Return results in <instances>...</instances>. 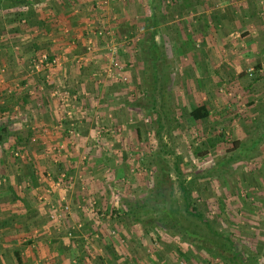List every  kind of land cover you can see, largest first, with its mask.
<instances>
[{"label": "crops", "instance_id": "obj_1", "mask_svg": "<svg viewBox=\"0 0 264 264\" xmlns=\"http://www.w3.org/2000/svg\"><path fill=\"white\" fill-rule=\"evenodd\" d=\"M3 1L0 0V107L5 106L3 124L11 131L4 144L11 147L10 152L14 144L22 145L26 140L36 145L58 141L71 145L64 153L63 168L57 174L51 168L37 167L36 160L47 159L48 152L31 151L30 147L26 161H33L29 160L27 165L18 163L6 169L5 157L0 160V177L3 183L7 181L6 186H2L0 181V264H168L160 258L163 254L161 249L147 246V235L142 228L137 232L131 230L133 225L131 218L128 219L125 214L124 200L117 199L114 193L117 189L109 181L106 166L113 162V158L107 148L114 138L109 134L104 136L108 129L98 131V126L108 128L111 125L108 120L104 124L102 117L107 113L109 117L112 108L92 101V98L88 102L67 104V108L51 103L52 90H55L53 85L70 89L73 99L78 95L83 100L85 96L95 95L99 88L95 83H100L101 78H114L105 71L111 64L108 45L112 43L118 47L113 48L117 53L115 60H127V54L123 52L128 46L122 47V43L129 40L123 42L121 38L129 37L122 33L131 34L137 28L145 32L151 9L138 22V18H135L138 13L134 14L130 9L137 5V0H17L12 6H6ZM194 3L195 0H171L169 4L165 0L160 11L156 12L159 18L156 43L158 36L165 47L168 43L171 46L170 38L173 44L175 39L176 44H172L168 55L173 62L186 63L182 54H191L186 51L192 37L182 36L183 31L188 30L186 26L193 28L196 23L192 18L198 10ZM10 12L15 14L12 16ZM182 13L187 17L174 20L173 17L184 15ZM249 14L252 13L244 6H226L220 10L218 21L213 26L229 30V23H233L236 29L234 33L240 31L243 35L245 29L240 30L241 23ZM179 20L180 25L176 30L175 24L169 25ZM204 21L202 27H209L211 22ZM254 23L255 30L246 36L254 37L258 44L256 48L242 40H237L239 44H233L230 40L220 39V55L217 54L215 59L210 48L209 53L203 52L201 61L192 57L191 65L188 61L181 67V77L184 76L185 81L187 76L190 77V81L186 82L189 93H195V86L201 89V94L207 93L202 83L218 77L212 74L218 61L219 64L223 63L225 69V74L219 76L221 83L240 89V77H247L251 73L241 72L244 71L243 58L250 55L249 52L256 55V61L260 64L251 75L258 79L252 81L250 87L257 88L264 83V29L260 30L264 27H260V22ZM101 28L114 32V37L96 38L92 35ZM89 36L94 39L93 50L86 53ZM142 36L138 38L136 35L132 39L141 41ZM201 41L202 45L205 41L211 47L204 38ZM214 45L217 47L216 42ZM243 45L245 48L239 49ZM234 46L235 53L232 51ZM119 47L123 49L119 51ZM41 54H46L49 60L56 58L58 65L51 68L43 64L37 66ZM77 58L81 59V65L75 64ZM140 65L144 73L143 61H140ZM188 68L194 75L195 86L190 83L189 71H184ZM13 85L18 88H13ZM45 85L51 86L46 88ZM9 99H12V104H7ZM92 129H95L94 133ZM71 130L73 133H70ZM36 145L32 146L35 148ZM62 204L70 208L66 218L58 222L51 220V210ZM5 211L11 215V220L8 219L10 215L5 216ZM68 231L72 232V236L67 235Z\"/></svg>", "mask_w": 264, "mask_h": 264}, {"label": "rangeland", "instance_id": "obj_2", "mask_svg": "<svg viewBox=\"0 0 264 264\" xmlns=\"http://www.w3.org/2000/svg\"><path fill=\"white\" fill-rule=\"evenodd\" d=\"M168 1L170 4L171 0ZM3 2L7 4L6 0ZM149 2L150 0H137V5L132 6L133 8L130 7L132 13H138L135 17L138 18V22L141 16L149 14L148 9H151L152 0L151 3ZM195 2L194 5L198 10L192 18L196 20V23L193 28L190 25V28L186 26L188 30H184V36H182L183 38H187V35L192 37V41L189 43L192 47L188 46L186 51L187 53L191 52V54H182V58L184 57L187 61L186 63L183 62V59L184 64L180 61L175 62V60L173 62L168 56L171 52L170 47L176 44L175 39L173 40L175 44H173L172 39L167 35L166 38H170L168 41L171 46L167 42L168 46L165 47L164 42L158 36V44L164 51V59L160 61L158 68L163 69L164 71H161L165 72L168 77L165 83L168 91L165 98L161 100L168 118L163 119L164 125L159 134H157V125L154 122V111L152 112L150 109L152 104L148 92L150 89L146 85L145 74L141 71L140 61H143L144 56L140 51L141 41L133 40L136 35L138 38H141V34L144 36V32L139 28L131 34H129L130 32L122 33L129 38L122 39V37L121 41H129L122 43V47L127 45L128 48L124 47L126 51L123 52V54H127V60L120 61L121 63L118 61L122 66L121 77H109L106 80L101 78L100 83H95L99 86L95 95L85 96L83 100L78 95L73 99L74 97H71L73 92L70 89H62L58 85H53L55 90H52L54 95H52L51 103L63 105L67 108V104L88 102L92 98V101H98L99 104L112 108L109 117L108 113L103 117L100 115L104 120V124L108 120L111 121V125L108 128L106 126L101 128L99 125L100 130L98 131L104 132L108 129L104 136L109 134L114 138V141L108 145L109 147H106L112 155L110 157L113 158L112 165L110 163L106 166V169H108L109 181H112L113 186L117 189L114 193L117 199L124 200L126 211L130 205L136 206V204L142 203L153 186L157 166L161 162L160 166L167 169L170 174V203L175 209L182 211L181 190L178 179L192 180V205L202 212L204 218L211 223L213 230L224 236H229L230 241L233 243V252L243 259L249 258L247 264H264V137L251 153L243 155V157L238 155V146L232 144L233 141H237L245 146L250 145L261 134L260 124L264 123V83L257 86V88L247 86L251 80L250 78H252L248 75L247 77L241 76V80H238L241 86L240 89L232 87L231 84H223L219 76L225 74V69L223 63L219 64L218 61L213 69L215 72L212 73L214 77H218L202 83V87L207 88V93H200L201 89L195 86V80L192 79L194 76L192 71L190 72L189 68L184 69L185 72L189 71L190 83L195 86V93L192 94L187 91L186 83L190 81V77L187 76L185 81L184 76L181 77L179 73L182 70L181 67L188 64V61H190V65L192 64L190 58L196 57L201 61L203 52L209 53L210 48L214 59L217 54L220 55L218 43L220 39L230 40L233 44H239L237 40H242L248 46L252 48L255 46L256 48L258 44L254 37L251 35L246 36V34L255 30L254 26L256 25L254 22H260V27H264V0H195ZM226 6L232 8L244 6L249 13H252L248 17L246 16L248 19H243L241 23L240 30L245 29L243 31L245 34H240V31L235 34L236 29L233 23H229V30L213 26L215 21H218L220 10ZM180 8L182 11L183 7ZM203 10H206V12L203 13ZM10 14L13 16L15 13L10 12ZM186 15L173 18L176 20L187 17ZM204 20H209L212 25L210 24L211 26H206V28L202 27L204 26ZM175 22L169 23V25L175 24L176 30L180 25V20ZM262 29L264 28L260 30ZM175 30L171 32L174 34ZM108 32L107 37H114V32ZM167 32L169 33V31ZM243 36L246 37L242 38ZM163 38L166 40L165 37ZM202 38L207 40L211 47L205 41L202 45ZM209 40L211 41L209 42ZM215 42L217 47L214 45ZM244 46L242 48L239 46V49L243 50ZM114 47L112 43L108 45L109 55L110 50ZM115 48L118 49V47ZM121 48L119 47V51ZM235 49V46L232 47L234 53ZM92 50L93 48H91ZM86 53H88V50H86ZM249 53L250 55L243 58V66L241 64L244 70L241 72L244 74L255 72V67L259 64L256 61V55ZM112 56H117V53ZM196 58L195 60H197ZM76 61L75 64L81 65V59L77 58ZM221 71L223 72L221 73ZM19 86L22 85L19 84ZM45 86L49 88L51 85ZM12 87L18 88L14 85ZM69 98H71V101ZM154 99L157 108L160 103V96L157 92L154 93ZM8 101L7 104L13 103L12 99ZM201 103L208 106L209 116L204 120L194 121L189 117L188 111L192 106ZM5 112L0 113V123H3L2 118L6 115ZM92 130L94 133L95 129ZM70 133H73V131L71 130ZM208 138L218 139L216 145L210 148L205 156L197 157L193 152L194 148L201 146L204 149L207 144L205 141ZM32 145H36V143L33 141L30 143L26 140L22 145L20 143L14 144L11 152V147L9 146V148L8 144L1 145L0 160L5 157L3 161H7L4 163L6 169H8V166L13 167L18 163L27 165V163L32 162L31 159L26 161L30 154L28 151L30 147L31 151L33 149L42 150L44 154L48 152L47 159L36 160V165L41 169L44 167L51 168L57 174L58 170L61 171L63 168V156L65 151L68 150V145L71 144L58 141L40 143L35 148ZM14 152H18L22 157L15 156ZM178 156L181 157V160L178 162L180 176L177 177L175 163ZM106 178H103V180ZM1 179L2 176L0 177L2 186H6L7 181L3 183ZM156 200L154 199V201ZM158 203L159 207L162 206V203L159 201ZM9 215L6 212L5 216ZM127 216L128 219L131 218L129 215ZM158 216V213L152 211L147 214H140L142 221L140 223L133 222L130 219L133 225L131 230L137 232L142 228L147 235V246L152 249H161L163 254L160 258H163L164 263L240 264L238 260H230L233 253H224L223 255L226 256L221 257L219 256V254H222L221 250L214 249L207 242H197L189 238L183 240L179 234H174L171 230L167 231L158 224H145L146 218ZM8 219H12L11 215Z\"/></svg>", "mask_w": 264, "mask_h": 264}, {"label": "trees", "instance_id": "obj_3", "mask_svg": "<svg viewBox=\"0 0 264 264\" xmlns=\"http://www.w3.org/2000/svg\"><path fill=\"white\" fill-rule=\"evenodd\" d=\"M6 6L15 5L17 0H6ZM165 0H152L151 5V15L147 18V22L145 26L147 30L144 32V36L140 43V51L143 56V64H144V74L146 79V85L150 89V99L151 106L150 109L152 112L154 111L155 118L154 122L157 125V134H159L160 129L163 128V119L168 118L167 113L163 108V98L167 94V74L162 72L158 66H160V61H162L163 53L162 47L156 43L155 36L157 34L156 27L159 24V18L156 12L160 11L162 2ZM257 68V66H256ZM164 71V70H163ZM162 72V74H161ZM253 73V72H252ZM252 73L249 74L251 80L248 83V86L251 85L252 81L258 79V77L251 76ZM161 74V75H160ZM247 76V75H245ZM162 80V81H160ZM157 92L160 96V103L158 107H155L154 103V93ZM5 110L4 107H0V113ZM188 115L194 121L204 120L209 116V108L205 103L194 105L188 111ZM261 126V134L255 138L250 145H244L237 141H233V145H237V149L239 150L238 155H248L252 152V150L256 147L258 143L262 141V137H264V123L260 124ZM11 131L7 128L6 124L0 123V146L5 143V141L10 137ZM218 139L208 138L205 142H207L206 146L201 148V146H196L193 150L194 154L197 157L205 156L208 150L216 145ZM241 146V147H240ZM177 162L175 163V171L177 173V177L180 176L178 162L181 160V157H177ZM157 170L155 173V180L153 182V186L150 188V191L144 197L142 203L136 204V206H129L126 215H129L133 222H142L140 218V214H147L148 212H156L159 214L158 217H148L144 221L145 224L155 225L158 224L165 230H171L174 234H179L181 239H192L197 242H207L214 249L221 250L222 254L219 256L224 257V253L231 254L230 260L236 261L240 264L249 263V258L243 259L239 255L233 252V243L230 241L229 236H224L220 234L218 231L213 230L211 223L204 218L202 212L195 208L192 205V180L185 181V179H178V185L181 190V208L180 212L178 209H175L170 203V190L171 182H170V174L167 169L163 168L161 162L158 163ZM167 192V194H166ZM154 199H157L154 201ZM158 201L162 203V206H158ZM173 207V208H172ZM116 211V210H114ZM217 238V239H216ZM225 240V241H224ZM254 264V263H251Z\"/></svg>", "mask_w": 264, "mask_h": 264}, {"label": "built area", "instance_id": "obj_4", "mask_svg": "<svg viewBox=\"0 0 264 264\" xmlns=\"http://www.w3.org/2000/svg\"><path fill=\"white\" fill-rule=\"evenodd\" d=\"M92 35L97 37H107L109 35L108 31H105L104 28L95 30ZM94 44V39L92 36H89L87 38V42H86V50L91 51V48L93 47ZM110 63L109 66L106 68V71L108 73H110L111 75L114 76V78L117 77H121V73H122V66L118 63L117 60L114 59V57L112 56L113 53L115 52V50H113V48L110 50ZM44 65L46 67L51 68V66H55L58 64L57 59L56 58H52V59H48V56L46 54H41L36 62V65ZM38 68V67H37ZM123 79V78H122ZM124 80V79H123ZM14 155L17 157H22L21 154H19L18 152H14ZM70 212V208L67 204H62L59 205V207H54L51 210V213L49 215L50 219L53 221H61L62 219L66 218L67 214ZM68 236H72V232L68 231L67 232Z\"/></svg>", "mask_w": 264, "mask_h": 264}]
</instances>
